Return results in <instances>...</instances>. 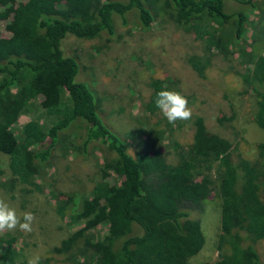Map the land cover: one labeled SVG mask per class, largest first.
Returning a JSON list of instances; mask_svg holds the SVG:
<instances>
[{"label":"trees","instance_id":"obj_1","mask_svg":"<svg viewBox=\"0 0 264 264\" xmlns=\"http://www.w3.org/2000/svg\"><path fill=\"white\" fill-rule=\"evenodd\" d=\"M227 1L0 0V21L10 33L0 38V154L9 157L11 173L33 187L56 152L82 156L81 149L94 143L110 152L109 157L103 154L102 178L89 198L56 204L61 218L69 215L73 223H82L61 243L69 264H188L204 244L189 206H200L214 192L221 201L219 259L214 264H261L255 244L264 246V143L257 146L255 161L246 160L195 118L189 120L194 127L189 145L168 142L176 157L173 163L155 142L141 143L146 150L132 156L129 146L101 123L97 101L78 81L79 65L61 48L67 35L81 40L114 36L116 19L122 27L142 29L159 19L172 21L209 51L226 56L240 43L246 21L227 12ZM233 1L254 8L249 0ZM207 18L215 30L205 36ZM207 61L196 56L188 64L203 77ZM251 65L241 73L240 93L254 96L255 123L264 130V55ZM150 86L153 95L144 106L148 113L157 109L156 93L163 90L158 82ZM38 97L51 123L44 127L30 121L16 136L12 126ZM78 126L84 132L80 149L74 144ZM168 127L169 133L176 129ZM164 134L151 140L160 142ZM2 175L0 170V185ZM103 225L107 233L96 236L94 231ZM0 264H27L8 236L0 237Z\"/></svg>","mask_w":264,"mask_h":264},{"label":"rangeland","instance_id":"obj_2","mask_svg":"<svg viewBox=\"0 0 264 264\" xmlns=\"http://www.w3.org/2000/svg\"><path fill=\"white\" fill-rule=\"evenodd\" d=\"M249 1L254 8L227 1V12L239 13L246 21L240 43L230 47L226 56L215 49L209 51L204 42L196 40L172 21L160 22L159 19L149 29L134 25L122 27L116 19L112 37L104 35L81 40L67 35L63 39L64 55L74 58L79 65L78 81L98 103V118L129 146V154L134 156L145 149L143 144L155 142L162 148L168 163H173L176 157L168 142L174 140L182 146L192 142L194 127L189 120L169 124L158 108L152 113L146 111L144 106L153 95L150 84L158 82L161 89L177 91L187 98L192 109L190 120L201 118L207 130L226 139L244 159H257V146L264 143V130L255 123L254 96H243L240 92L244 88L241 73L251 68V62L258 56L264 55V0ZM203 23L207 25L205 36L214 32L215 25L210 19H204ZM6 29L5 22L0 21V38L10 36ZM196 56L208 60L203 77L188 64ZM42 100L38 97L33 107L19 116L11 128L16 136L30 121L44 127L51 123L52 118L46 116L40 106ZM168 126L176 129L169 133ZM73 132L76 135L74 144L80 149L84 132L79 126ZM159 132L165 133L163 139L160 142L151 140ZM81 153L82 156L56 152L33 187L21 184L9 169V157L0 154L3 172L0 198L14 208L18 216L22 217L25 212L35 216L31 233L17 229L5 231L0 237L13 238L16 251L27 261L38 255L39 264H69L61 251V243L67 235L80 229L82 223H73L69 215L61 218L56 206L72 199L78 204L80 199L89 198L95 183L102 178L103 159L110 156L107 148L97 143L89 144L85 151L82 148ZM233 154L231 158L235 162ZM260 197L264 203V180ZM189 207L190 217L200 223L204 244L188 264H214L219 259L216 245L220 234V198L214 192L200 206ZM94 232L96 236H103L107 227L103 225ZM255 248L260 263L264 264L263 243L256 242Z\"/></svg>","mask_w":264,"mask_h":264},{"label":"clouds","instance_id":"obj_3","mask_svg":"<svg viewBox=\"0 0 264 264\" xmlns=\"http://www.w3.org/2000/svg\"><path fill=\"white\" fill-rule=\"evenodd\" d=\"M188 100L177 91L160 90L156 93L155 106L161 111L169 124L177 121H187L192 117V109L188 106ZM35 216L31 212L18 216L16 210L9 206L4 199L0 198V234L5 231L19 229L24 233L33 231ZM40 257H30L27 264H39Z\"/></svg>","mask_w":264,"mask_h":264}]
</instances>
